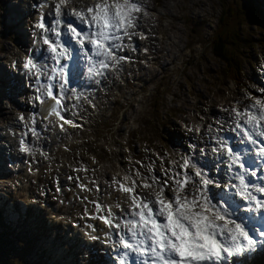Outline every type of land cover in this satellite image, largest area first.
<instances>
[{
	"label": "rangeland",
	"instance_id": "obj_1",
	"mask_svg": "<svg viewBox=\"0 0 264 264\" xmlns=\"http://www.w3.org/2000/svg\"><path fill=\"white\" fill-rule=\"evenodd\" d=\"M75 1L78 4L81 0ZM29 2L0 0V74L4 75L0 76V133L4 132V125L16 123L6 122L11 119L12 110L19 111L15 110L18 103L9 100L4 91L7 85H12V79L8 77V70H13L10 60L25 53L19 48L22 40L16 37L18 32L24 33L27 29L21 13L27 12ZM145 9L150 15L145 17L142 13L140 20L148 25L156 18L155 13L158 14L162 34V38L148 39L147 45L162 50L153 58V63H147V67L135 66L134 72L139 76L137 83L124 87L126 83L121 82V87L113 89L120 97L111 93L109 100L100 98L99 110L96 108L91 112L97 138L92 133L79 135L69 130L66 133L68 142L57 144L56 141L53 143L54 135L50 134L51 154L43 158L36 171L27 175L30 166L25 165L24 156H21L15 167L10 164L13 173L0 175V264H91L92 259L99 257L96 251L103 243L97 242L99 237L89 240L87 232H97L106 243L111 241L110 245L102 247L105 253L111 252L116 238L106 232L112 235L115 229L102 225L100 220H91L88 215L95 213V209L83 197L112 205L118 217L130 218L128 211L115 208L117 203L125 207L122 201L119 202L125 201V197L109 184L112 177L118 178L122 171L131 170V176L135 177L136 171L142 173L135 164L145 166L151 161L147 159L148 155L139 160L130 159L127 152L120 161H115L123 151L122 141L132 140V133L137 131L141 133L138 138L143 135L159 147L175 145L176 148L185 133L191 135L185 131L182 122L196 118L192 115L193 109H201L203 103V119L224 116L221 112L229 113L227 106L236 101V95L242 94L230 80L224 81L222 63L211 52V38L219 32L218 25L223 20H227L223 27L229 33L228 41L231 45L242 46L237 60L243 63L247 75L243 80L252 86L253 68L248 67L247 62L251 54L264 53V0H150ZM154 32L155 36L159 34L157 30ZM148 34L147 29L143 35ZM26 39L29 43L27 33ZM1 64H5L4 67ZM259 76L255 75L253 79L258 80ZM20 89L17 84L13 85V92ZM3 142L8 145L10 140L3 139ZM81 144H85V149L80 151ZM137 146L134 143L132 148ZM93 150L104 154V158L98 156L93 160L89 156ZM5 151L0 147V169L4 167L1 165L5 162L4 156L7 157ZM142 153L140 151V155ZM32 156L37 153H27V160ZM86 161L89 163L86 167L94 170V178L101 186L99 193L94 189L81 192L74 181L67 179L69 175L84 178L85 172L75 173L69 165H85ZM96 162L101 166H96ZM61 163H66L64 169ZM157 169H160L158 164ZM4 171L9 170L4 167ZM56 172L62 175H56ZM87 177L93 176L89 173ZM57 180L62 189L59 192L54 191ZM167 194L172 196L171 189ZM82 202L87 204V212ZM262 258L264 262V254ZM102 259L107 260V255L103 254Z\"/></svg>",
	"mask_w": 264,
	"mask_h": 264
},
{
	"label": "snow or ice",
	"instance_id": "obj_2",
	"mask_svg": "<svg viewBox=\"0 0 264 264\" xmlns=\"http://www.w3.org/2000/svg\"><path fill=\"white\" fill-rule=\"evenodd\" d=\"M126 5L127 7L117 0V2L112 5V7L116 9L115 14L108 12V8L105 7L104 11L108 13L106 17H101L98 14L91 16L87 26L90 29L94 26L95 31L85 32L83 30H78L71 23L68 24L70 27H67V33L70 34L71 39L75 40V42L82 41L83 49H86V45L91 46L85 50L89 63L88 72L90 76L103 77L107 70L114 69L122 62L126 61L128 57L119 54L124 48L132 47V50L136 51L135 47L130 44L126 45L124 41L125 39L131 41L133 36L136 35L132 30L136 26V21L132 13H138L142 5L140 0H126ZM75 11H79L81 16H85L96 12V9L87 7L86 13L78 9H74V12ZM54 13L55 20L51 27L45 23L44 17H41L40 22L36 25V27L41 29L44 33L42 38L43 44L47 45V51L50 53L51 59L55 62L54 66L51 68L50 72H45L44 68H42L38 62L34 61L33 58L26 57L23 67L36 76V83L39 85L37 88L38 95L36 96V100L40 105L48 104L47 115H45L43 119L52 123V118H54L60 130L66 131L67 129L65 126L77 128L80 127V125L77 124L75 120L69 119L65 115V113L69 111L65 101L69 98L79 100L80 97L76 94L74 89L71 90L72 94L71 97H69V90L67 87L70 83L68 79V69L67 65L61 64V61L67 56L68 47L62 40L64 33L61 32L60 26L65 23L63 20L65 13L60 3H54ZM48 33H52L55 36V40H53ZM89 41H91V43H89ZM42 76H47L46 83H41ZM57 80L59 81L58 85L56 83ZM97 82L99 83V80H97ZM247 99L252 102L243 109L239 107H233L231 109L232 118L235 123L234 131H238L247 144L257 145L259 143L256 154L264 157V140L259 142L257 140V137L264 138V99L256 97H247ZM74 107L75 105H73V108ZM72 114L73 116L76 115L75 112ZM19 121L24 124V128L26 129V131L22 133L19 141L20 150L24 153L32 154L33 149L26 142L25 138L29 133L35 138L40 136V132L35 127L36 117H29V120L26 122L25 117L20 115ZM251 121H256V123H251ZM220 148L226 151L229 159L234 165H237L239 169H245L248 174L249 170L243 162L241 154L237 150L229 147L222 140L220 142ZM157 159L161 161V174L166 177L163 183H161L159 176L153 174L156 168L155 161L146 165L149 173L148 176H144L141 172L136 171L135 177L128 174L120 179L115 176L112 177L109 187H114L116 191L122 193L125 197V202L129 203L127 210L122 208L120 203H117L115 208L119 209L121 212L128 211L130 218L125 219L118 217L117 213L113 211L112 205L101 203L98 199L89 200L87 196L83 197V200L91 203L95 209V213L91 215V219L100 220L109 229L120 231L118 244L125 250L122 254L120 264H124L123 257L128 256L129 251L133 247L132 235L128 230L125 234L122 230L126 228L122 227V225H126L129 221H136L138 217L154 220L158 225L164 224L161 217L157 215L158 209L156 207V204L163 205L164 202L162 200H157L156 204H153L144 190L149 186H157L163 194L167 196L166 189L184 188L194 179L188 172L189 168L193 169V164L188 157H182V163L171 161L168 167L164 166V157H157ZM69 167L72 166L69 165ZM72 171L75 173H87L90 170L86 166L81 165L80 167H72ZM247 174L243 175L241 171H239L236 173V179H240L243 175V182L246 185H256L247 178ZM250 175L255 177L257 173L253 171ZM195 177L198 178V182L200 178H203L205 184H208L209 181H213L211 178L205 177L202 171L198 169L195 171ZM137 178H139V180ZM67 179L74 181L76 187L79 188L81 192H92L93 189H95L97 193L102 191L95 179L89 177L81 178L79 175H69ZM89 185H91V187ZM56 190L58 192L61 190L58 180ZM259 193H264V186H260ZM224 195L227 194L224 193ZM254 196L255 203H264V199H259L256 195ZM168 198L169 201L173 199L172 196H168ZM175 199H179V197L177 196ZM249 203H252V201H249ZM168 206L171 207V203H169ZM145 209L151 214L150 217L145 215ZM87 211L88 209L85 207V212ZM260 215L264 216V212L261 211ZM262 223H264V221H262ZM260 231L264 234V228ZM140 235L141 233H136L137 239H139ZM247 236L251 243L253 238L250 232ZM161 247H163L162 244ZM181 255H183V253H181Z\"/></svg>",
	"mask_w": 264,
	"mask_h": 264
},
{
	"label": "clouds",
	"instance_id": "obj_3",
	"mask_svg": "<svg viewBox=\"0 0 264 264\" xmlns=\"http://www.w3.org/2000/svg\"><path fill=\"white\" fill-rule=\"evenodd\" d=\"M52 2L60 3L62 10L68 9L69 16H74L79 23L87 25L91 16L98 14L106 17L108 13L104 11L105 7L108 8V12L115 14L116 9L112 5L117 0H90L87 7L96 9V12L85 16H81L79 11L74 12L76 8L72 5L75 0H52ZM149 2L150 0H142V2L140 0L142 5L140 11L132 13L136 22L139 14L143 13L145 17L150 15L144 7ZM119 3L127 7L126 0H119ZM87 7L78 10L86 13ZM66 27L70 25L67 24ZM136 27L137 23L132 30L134 31ZM135 33L143 38L141 33ZM76 44L83 52L82 41H76ZM84 55L86 56L85 52ZM72 57V49L68 47L65 59L71 60ZM251 123H256V121H251ZM201 127L200 124H193L187 128V131L199 134ZM241 142H245V139L241 138ZM197 169L202 171L193 164V170L197 171ZM241 173L247 174L243 168ZM243 175L240 179H236L235 175L237 184L224 187L225 189L235 188L233 195H238L242 200L247 201L246 208L235 200L225 199L224 193H217L218 195L214 196L209 190V185H212L213 181L205 184L203 178H200L199 182L193 179L184 188L172 189L173 199L171 201L157 186H149L144 191L153 204H156L157 200L164 202L163 205L156 204L157 215L162 218L164 224L158 225L154 220L138 217L136 221H129L126 225H122L132 235L133 240L129 255L123 257L124 264H129L132 253H135L136 264H233L234 258H236V264H243L245 259H251L250 254L257 251L258 245L264 246V242L254 239L251 243L249 242L247 234L251 229L248 225L254 219H260L264 203H255L253 192L259 193V184L246 185L243 182ZM204 176L206 177V174ZM215 187L217 189L221 187L219 181L215 183ZM177 196L179 199H175ZM169 203L171 207L168 206ZM233 204L237 207H233ZM144 211L146 216H151L146 209ZM88 227L91 228V225ZM255 230L260 235H264L259 227ZM136 233H141L139 239ZM86 236L89 240L97 239L90 232H87ZM117 246L121 247L119 244Z\"/></svg>",
	"mask_w": 264,
	"mask_h": 264
},
{
	"label": "trees",
	"instance_id": "obj_4",
	"mask_svg": "<svg viewBox=\"0 0 264 264\" xmlns=\"http://www.w3.org/2000/svg\"><path fill=\"white\" fill-rule=\"evenodd\" d=\"M219 44H220V47H221V48L216 49V54H217L218 56H220V57L224 60V62L226 63L229 74H232L233 77H236V76L234 75V73H236L237 70H239V66H238V64H237L235 61H233V59L231 58V55H227V54H226V52H225V50H224V48H223V46H222L223 44H222L221 41L219 42ZM220 53H221V54H220ZM222 55H223V56H222ZM232 66H233V67H232ZM232 71H233V72H232ZM1 223H2V217H1V212H0V224H1Z\"/></svg>",
	"mask_w": 264,
	"mask_h": 264
},
{
	"label": "bare ground",
	"instance_id": "obj_5",
	"mask_svg": "<svg viewBox=\"0 0 264 264\" xmlns=\"http://www.w3.org/2000/svg\"><path fill=\"white\" fill-rule=\"evenodd\" d=\"M46 108V110H47V108H48V105H47V107H45ZM251 180V179H250Z\"/></svg>",
	"mask_w": 264,
	"mask_h": 264
}]
</instances>
